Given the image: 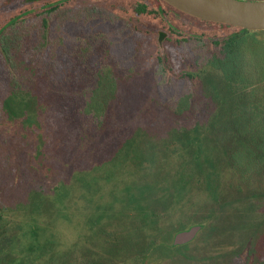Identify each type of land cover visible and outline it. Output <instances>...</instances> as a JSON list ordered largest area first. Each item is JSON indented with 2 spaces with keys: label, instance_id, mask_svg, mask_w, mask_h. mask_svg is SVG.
Listing matches in <instances>:
<instances>
[{
  "label": "rangeland",
  "instance_id": "1",
  "mask_svg": "<svg viewBox=\"0 0 264 264\" xmlns=\"http://www.w3.org/2000/svg\"><path fill=\"white\" fill-rule=\"evenodd\" d=\"M0 30V103L16 87L42 125L13 129L0 107V233L17 225L54 233L55 252L36 264H243L247 251L250 264H264V176L251 187L241 183L227 151L210 141L222 172L219 200L195 182L181 192L172 185L181 159L165 158L163 146L174 130L204 123L214 111L199 79L180 75L204 67L216 52L213 41L237 28L163 0H0ZM187 37L189 44L175 43ZM236 43L245 61L264 69V31ZM161 49L175 53L164 74L155 72ZM107 78L115 89L99 119L87 108ZM184 97L189 108L179 113ZM96 99L103 103L105 95ZM135 134L141 145L158 146L156 165L137 170L130 163L90 184L94 168ZM38 143L49 152L30 173L28 154ZM62 185L68 193L54 200ZM41 186L50 201L34 210L27 194Z\"/></svg>",
  "mask_w": 264,
  "mask_h": 264
},
{
  "label": "trees",
  "instance_id": "2",
  "mask_svg": "<svg viewBox=\"0 0 264 264\" xmlns=\"http://www.w3.org/2000/svg\"><path fill=\"white\" fill-rule=\"evenodd\" d=\"M139 11H144V8ZM237 29L238 32L229 37L213 41L216 52L204 67H198L196 72L183 71L180 75V79H199L203 95L213 104L214 111L204 123L174 130L170 141L163 145L168 153L165 158L176 156L181 159L172 180L174 188L183 192L195 182L214 200H219L222 172L210 141L222 145L227 151L231 170L241 183L251 187L254 178L264 176V69L257 70V67L245 61L247 55L240 50V46H236V42L239 35L249 31ZM189 39L181 38L175 43L180 46L183 43L189 44ZM174 61V51L165 53L161 49L156 57L155 72L164 74L166 70L172 69ZM114 89L115 82L111 78L102 80L93 93L87 111L101 119L105 112L104 102L114 94ZM100 94L105 95L103 103L96 99ZM28 99L16 87L5 94L0 107L13 120L11 128L41 130L42 125L33 114L32 103ZM189 100L188 97L180 100L177 109L179 113L187 111ZM28 132L23 135L22 141L29 137ZM141 142L140 134L122 141L113 151L112 157L88 175L89 183L94 186L99 184L100 173H108L112 179L117 171L126 169L130 163L136 165L137 170L152 169L158 161V146L152 141L143 145ZM41 144L38 143L33 152L28 154L27 168L30 173H35L39 162L47 158L49 151ZM105 149L106 146L102 145L101 150L104 152ZM22 183L16 180L15 188L20 189ZM147 187L144 188H155L154 185ZM61 189V194L55 196L54 200L63 199V191L68 193L65 186L62 185ZM27 200L34 210L50 201L44 195L42 186L38 190H29ZM56 243L55 234H47V230L41 226L17 225L11 231L8 229L0 233V264H17L15 261L18 257L22 258L18 264L39 263L55 252ZM181 247L183 245L175 248ZM250 252H245L247 255L244 254L243 264L251 263Z\"/></svg>",
  "mask_w": 264,
  "mask_h": 264
},
{
  "label": "water",
  "instance_id": "3",
  "mask_svg": "<svg viewBox=\"0 0 264 264\" xmlns=\"http://www.w3.org/2000/svg\"><path fill=\"white\" fill-rule=\"evenodd\" d=\"M176 10L202 21L264 31V0H163Z\"/></svg>",
  "mask_w": 264,
  "mask_h": 264
}]
</instances>
